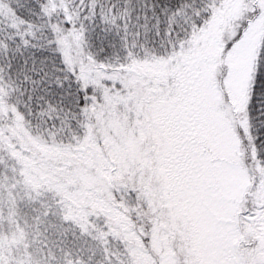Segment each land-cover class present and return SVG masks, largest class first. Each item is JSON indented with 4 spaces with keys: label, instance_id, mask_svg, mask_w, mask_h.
<instances>
[{
    "label": "snow or ice",
    "instance_id": "1",
    "mask_svg": "<svg viewBox=\"0 0 264 264\" xmlns=\"http://www.w3.org/2000/svg\"><path fill=\"white\" fill-rule=\"evenodd\" d=\"M0 264H264V0H0Z\"/></svg>",
    "mask_w": 264,
    "mask_h": 264
}]
</instances>
